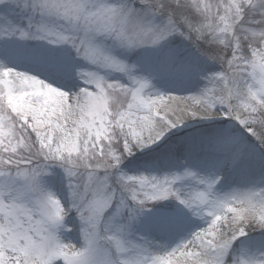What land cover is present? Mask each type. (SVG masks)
Instances as JSON below:
<instances>
[{"label": "snow or ice", "instance_id": "obj_1", "mask_svg": "<svg viewBox=\"0 0 264 264\" xmlns=\"http://www.w3.org/2000/svg\"><path fill=\"white\" fill-rule=\"evenodd\" d=\"M28 41L66 49L64 70L82 86L66 91L0 62V264H264V247H234L264 231V153L258 183L225 193L220 175L191 166L162 175L121 168L191 120L171 118L161 102L176 96L152 82L173 65L200 77L181 55L184 41L220 65L201 77L189 97L199 110L188 115L234 121L264 148V0H0V60ZM137 50L159 52L158 65L129 62ZM246 149L227 131L203 146L217 167L256 164ZM45 177L65 182L67 204ZM168 198L206 225L174 246L136 230L150 203ZM181 209L162 211L148 229L175 230ZM72 212L78 245L60 235L73 230Z\"/></svg>", "mask_w": 264, "mask_h": 264}, {"label": "rangeland", "instance_id": "obj_2", "mask_svg": "<svg viewBox=\"0 0 264 264\" xmlns=\"http://www.w3.org/2000/svg\"><path fill=\"white\" fill-rule=\"evenodd\" d=\"M26 47V48H32L34 49V51L32 50H28L25 51L28 55H30L28 58L31 57H35V55H39V56H54L56 57V60L59 62H64L65 60V56L67 53L66 49H60V48H55L49 45H46L42 42H38V41H28L25 42L23 45L19 46V47ZM15 48V46H12ZM199 47L201 49H206L210 51L209 46L207 45H203L200 44ZM48 51V52H47ZM50 51V53H49ZM21 52H24V49L21 50ZM197 48L195 46H193L190 42L184 41L181 44V55L188 60L191 63H195L197 65L200 66V68L202 69L201 74L202 75H208L212 72H217L220 70V65L213 62V61H209L204 59L203 57H200L199 55H197ZM57 55V56H56ZM136 59H147L149 60L154 66L158 65L161 56L159 52L156 51H152V50H137L135 53L131 54L130 56V61L132 62ZM74 63L76 64H80L82 63L79 60H75ZM142 71H144L143 67L141 68ZM169 74V75H168ZM118 74H113V77L110 78H114L116 77ZM154 78H153V84L155 86V88H157L160 84H162L163 82H165L168 77H182L181 75H185V71L183 67H178L173 65L172 67L163 69L157 73H154ZM76 82H80L78 79L75 78V76L72 77ZM195 79V78H194ZM205 81H199L197 82L195 85V89L197 88H201L203 87ZM163 108V107H162ZM197 110V109H196ZM193 111V110H192ZM183 117L185 119H191L192 118L188 115V113L185 114V112H183ZM201 120V119H200ZM200 120L195 119L193 120L195 122V126H199L202 125ZM209 120V119H207ZM236 123L234 121L230 122V123H226L223 124V126H220L218 128H212V129H206V130H201L199 132H191L190 134H188V138L191 142V145H195L198 146L200 148V151L203 150V146L206 143V140L208 137H211L221 131H227L230 134L234 135L235 137L239 138L244 144L247 145V149L248 151H252L254 153L255 156H259L264 153V148H261L260 145L251 137H248L246 133H244L241 129L237 128ZM193 127V128H194ZM179 133V132H178ZM176 133V135L178 134ZM144 149L141 151H137L136 153H143ZM132 156H130L131 158ZM129 158V157H128ZM219 159V157H215L213 156L211 158L210 163H215L217 160ZM131 162V161H130ZM172 168H174V163L170 164ZM259 167V166H258ZM121 168L124 171H127L128 169H131V164H121ZM211 169L207 170V174H210ZM50 171L55 172V173H61V170L59 168H52L50 169ZM150 173L151 170H148ZM175 171V170H173ZM181 171L178 170V172ZM151 174H154V171H152ZM45 181L48 183V187L50 188L51 191H53V193L55 194L56 192H59L61 194V197L57 196L58 198H60L61 200H63L65 202V204H67V188H66V184L65 182H63L62 180H60L61 184L59 186L58 189H55L54 185L55 182H51L48 177H45ZM58 181V180H57ZM216 188L219 190H221V186L217 185ZM56 195V194H55ZM163 202H171L173 201L174 203H176V209H181V206L178 204L177 201L168 198V199H164L161 200ZM183 209H181L182 211ZM182 213H185V217H187L188 219H192V220H197V221H202L203 220L196 218V217H192L190 213H188L186 210H183ZM155 213H142L140 220L143 218L142 221H139V224L137 225V232L141 233V234H147V231L144 230V225L149 222L153 217H154ZM65 224L67 225H71L73 227V230L71 232H61V238L64 240V242L66 243H73L78 245L80 243V239H79V222L78 220H76L75 218V214L74 212L70 213L68 218L65 219ZM252 233H255L257 236H255L254 238H249V233L247 234V236L245 237H240L238 239V241L234 242V247L236 249H239L242 246H247L249 248H252L254 250H258L261 249L262 247H264V231L261 230H254V231H250ZM54 264H62L61 260H57L54 262Z\"/></svg>", "mask_w": 264, "mask_h": 264}, {"label": "bare ground", "instance_id": "obj_3", "mask_svg": "<svg viewBox=\"0 0 264 264\" xmlns=\"http://www.w3.org/2000/svg\"><path fill=\"white\" fill-rule=\"evenodd\" d=\"M2 62L6 63L8 66L10 67H15L18 70L21 71H26L29 72L33 75H37L42 79H45L46 81H48L49 83L62 88L63 90L66 91H76L77 88L79 87L77 84H74L72 81L69 80H65V79H61V78H56L51 76L48 72L47 69L44 65L40 64V61H35L33 64L30 63H25L22 62V60H16L15 58L11 57L7 60H2ZM177 81V80H176ZM176 81H173L174 83ZM172 82V83H173ZM171 84V82H165L160 84L156 89H158L159 91L163 92V93H173V95L176 96V99H171V98H167L165 99L163 102H161V107H164L165 105L168 106L169 109L174 110V111H170L169 115L171 116V118H175L176 116H182L183 117V112L186 113H190L193 111H198L199 110V105L196 104L194 99H190L189 97H192L194 95V93L199 91V88L197 89H193V88H188L186 86H182L179 89L173 90V88L168 87ZM197 109V110H196ZM195 119L186 121L183 125L171 129L165 136L164 138H162V140L160 142H158L155 145H152L149 148L144 149L145 153H148L152 150L157 149L158 147H160L161 145H163L164 142H167L168 140H170V137H174L176 136V133L178 132H182V131H188L193 129L195 122L193 121ZM200 120V119H198ZM225 119L220 118V119H209V120H200L203 126L204 125H215L218 124L222 121H224ZM228 121V120H225ZM232 121H228L227 123H230ZM237 128H239V126L237 124H235ZM221 126H223L221 124ZM240 129V128H239ZM178 138V137H175ZM187 138H181V139H177L176 141H185ZM182 153L184 154V156H189L192 159H197V160H206L209 161L212 157H210L207 153H205L204 151H200L198 146H193L189 143H182ZM197 151L195 155H193V151ZM151 157V161L156 162V160L154 159V157L149 156V158ZM143 158V159H142ZM257 163L255 165H258V156H255ZM141 159V160H140ZM148 159V157L146 156H138V162H143L144 160ZM165 161H167L166 159H163V161H160L159 163H165ZM143 165V164H142ZM244 167V166H242ZM252 168H250L249 174H245L247 172V170H243V172L240 174V179H238V183L240 185H236L235 187H240V186H253L256 185L259 181L260 178V174L257 171V168H253L254 165H251ZM229 168V164L225 163L223 165V167H219V174L224 175L225 173H227V169ZM247 168V167H245ZM221 175V176H222ZM242 182V183H240ZM224 188H228L227 184H223ZM228 191H230V189L228 188ZM227 191V192H228ZM206 226L204 223L200 224L197 229L199 230V228ZM190 228L186 227V228H182L180 229L179 235H182L183 238L188 237L192 232H189ZM158 236H162V234L157 233ZM182 238V239H183ZM176 243H178V241L174 242L173 240L168 242L169 246H174Z\"/></svg>", "mask_w": 264, "mask_h": 264}]
</instances>
